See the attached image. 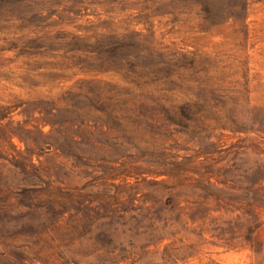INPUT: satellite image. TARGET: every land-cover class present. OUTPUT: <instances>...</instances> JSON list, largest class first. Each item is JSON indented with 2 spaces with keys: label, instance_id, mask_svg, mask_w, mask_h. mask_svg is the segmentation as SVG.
Here are the masks:
<instances>
[{
  "label": "rangeland",
  "instance_id": "obj_1",
  "mask_svg": "<svg viewBox=\"0 0 264 264\" xmlns=\"http://www.w3.org/2000/svg\"><path fill=\"white\" fill-rule=\"evenodd\" d=\"M0 264H264V0H0Z\"/></svg>",
  "mask_w": 264,
  "mask_h": 264
}]
</instances>
